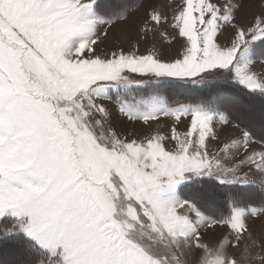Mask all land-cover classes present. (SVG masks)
Here are the masks:
<instances>
[{"label": "snow or ice", "instance_id": "obj_1", "mask_svg": "<svg viewBox=\"0 0 264 264\" xmlns=\"http://www.w3.org/2000/svg\"><path fill=\"white\" fill-rule=\"evenodd\" d=\"M243 8L149 3L127 51H100L135 9L0 0V218H15L0 235L62 246L64 264H264L251 226L264 223V5L246 22ZM167 84L239 87L261 104L171 98ZM117 118L148 131L130 137ZM197 177L239 186L226 211L177 194Z\"/></svg>", "mask_w": 264, "mask_h": 264}, {"label": "trees", "instance_id": "obj_2", "mask_svg": "<svg viewBox=\"0 0 264 264\" xmlns=\"http://www.w3.org/2000/svg\"><path fill=\"white\" fill-rule=\"evenodd\" d=\"M140 0H97L98 10L104 14H118L127 8H135ZM261 49L258 48L257 51ZM171 98L193 95H209L220 98H236L239 101H249L257 106L261 104L259 97L245 95L239 87L215 86L203 92L191 86L181 84L163 85ZM248 99V100H247ZM259 131V127H257ZM239 186L220 185L210 177H201L184 183L179 188V196L193 199L205 212L210 215L226 211L224 203L228 191H236ZM258 192L253 193L257 195ZM259 194L257 195V198ZM214 199V200H213ZM13 222L11 217L0 218V225ZM48 261V254L33 240L22 233L11 236L0 235V264H43Z\"/></svg>", "mask_w": 264, "mask_h": 264}, {"label": "rangeland", "instance_id": "obj_3", "mask_svg": "<svg viewBox=\"0 0 264 264\" xmlns=\"http://www.w3.org/2000/svg\"><path fill=\"white\" fill-rule=\"evenodd\" d=\"M164 2H169V0H140L138 5H137L138 7L136 6L134 8L135 10L132 11V13L130 15L131 23H124L121 25H117L115 28H113L111 31V35H110L109 40H106L103 44H100L99 50L100 51H110L116 44H121V45H123V47L127 51L128 48L131 46V42L134 41L136 38V27L145 19V9L149 5V3H155V4L159 5V4L164 3ZM242 2L244 3V8L242 9V11L240 13L237 14L238 20H240L241 22H246L247 20H250L254 14H256L260 11L261 6L264 5V0H242ZM227 35H228V32L225 33V36H227ZM151 43H152V41L142 42L141 51H143L146 47L150 46ZM170 54H174V52H170L169 50L165 49V55H170ZM256 70L258 72H260V71H264V68H262L258 64L256 67ZM105 103H107V102H105ZM109 107L114 109L113 105H109ZM167 123H169V122H164L161 125V128L164 131H167V127H166ZM113 124L117 128V130H119L121 132L127 131L129 133L130 137H131V134L133 132L136 133L137 135H141L142 133L148 131L147 129H144L139 125L129 124L126 121H122L118 118L114 119ZM185 124H186V122H185ZM184 127H185V125H181V129H183ZM235 132H236V130L233 129V130H231L230 134H235ZM169 147H171V145H169ZM197 178H201V177H197ZM197 178H194V179H197ZM188 181H191V180H187V181H185V182H183L177 186L176 191H177L178 195H179V188L184 183H186ZM234 186H237V185H234ZM258 194L259 193H257V195ZM257 195H256V197H257ZM7 216L11 217L8 214H6L4 217H7ZM11 218L13 220L15 219L13 217H11ZM251 226H252L253 231L257 235L264 232V223H262L259 220L252 223ZM20 233L24 234L23 232H20ZM219 234H220V230H216L215 233L207 232L205 235V239L211 241L214 238V236H217ZM28 238L33 240L30 237H28ZM33 241L36 243L35 240H33ZM37 245L40 246L39 244H37ZM43 250L46 251L48 254V261L46 263H43V264H64L63 257H62V252H63L62 246H58V248L56 250V255H52L46 249H43Z\"/></svg>", "mask_w": 264, "mask_h": 264}, {"label": "bare ground", "instance_id": "obj_4", "mask_svg": "<svg viewBox=\"0 0 264 264\" xmlns=\"http://www.w3.org/2000/svg\"><path fill=\"white\" fill-rule=\"evenodd\" d=\"M248 100V99H247Z\"/></svg>", "mask_w": 264, "mask_h": 264}]
</instances>
